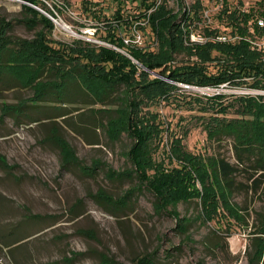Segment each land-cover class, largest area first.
Returning <instances> with one entry per match:
<instances>
[{"label": "rangeland", "instance_id": "374dc122", "mask_svg": "<svg viewBox=\"0 0 264 264\" xmlns=\"http://www.w3.org/2000/svg\"><path fill=\"white\" fill-rule=\"evenodd\" d=\"M188 1L194 8L200 2L195 33L209 36L206 32L217 28L233 36L220 0ZM227 1L232 8H264V0ZM118 5V0H0L7 76L0 79V264H263L258 254L264 248V182L251 188L249 174L241 170L235 186L227 189L209 159L225 157L236 164L235 143L250 135L264 139V106L259 105L264 85L253 84L251 77L220 85L165 77L178 88L160 103L141 108L146 118L161 123L153 165L142 183L128 156L133 138L127 132L112 138L107 132L108 117L119 114L120 86L113 93L120 97L108 99L112 104L91 103L95 99L80 83L72 85L66 102L56 99L54 90L51 99L33 101L39 86L61 76L67 65H77L71 58L56 57L41 67L42 50L32 51L26 42L45 32L55 45L78 46L87 40L114 47L112 35L134 32L128 20L117 26ZM165 5L177 8L176 0H165ZM122 7L124 17L138 12L133 2ZM42 14L53 20L52 28ZM139 30V46L156 48L150 26ZM254 39L259 42L261 34ZM131 45L119 49L131 52ZM185 61L199 62L211 73L222 66L196 54L189 58L182 53L175 62ZM217 93H224L218 103L206 102ZM152 111L155 117L147 113ZM226 128L230 132L218 134ZM174 138L175 149L180 144L185 153L171 154ZM72 157L80 163L66 165ZM98 161L94 172L79 165Z\"/></svg>", "mask_w": 264, "mask_h": 264}, {"label": "trees", "instance_id": "16d2710c", "mask_svg": "<svg viewBox=\"0 0 264 264\" xmlns=\"http://www.w3.org/2000/svg\"><path fill=\"white\" fill-rule=\"evenodd\" d=\"M33 1L37 2V0ZM126 2L135 3L138 12L124 17L122 5H126ZM118 4L114 12L117 26L121 25L119 21L124 22L125 20H128V23L130 22L129 25L133 23L138 28H144V25H149L158 41L157 47L145 48L144 46L133 44L131 45V52L126 53L119 49V47L126 46L124 40L118 36L113 37V35L110 41L118 48L103 44H93L87 40H81L84 43L78 46H67L63 42L55 45L43 32L40 39L35 38L31 43L26 42L32 51L42 50L41 67L50 63V60L54 61L56 57H60L61 59L71 58L72 63L75 62L77 67L72 68V65H67L68 68L65 67L67 71L63 72V70L61 76L58 77L56 75L50 82L39 86L40 89L33 97V101L51 99L48 95L52 94L50 92L54 90L55 94L53 93V95L56 99H63L66 102V97H70L71 95L72 85L80 83L95 99L91 103L112 104L113 101H109L108 99L110 97H114L115 99L120 97V94L117 96L113 94L117 87L120 86L121 90L124 91V96L123 98L121 97L120 103L117 106L119 107L117 108L119 114L118 116L108 117L107 132L112 138L119 137L122 132H127L133 138L128 156L136 164L135 175L137 176L138 183H142L147 179V168L153 165V153L158 143L157 136H159L157 134V124H161L157 122V118H153L152 121L146 118V112L141 113L142 106L147 103H151L152 105L160 103L178 88L175 83L173 84L164 79L165 77L197 85H220L231 81L243 83L245 78L251 77L253 84L257 86L264 85V83H260L264 81V45H254L251 41V38H254V34L260 35L263 33L264 27L258 23L257 18L260 15H264V8H261L258 12H256L258 8L252 7L248 9H242L241 7L232 8L228 6V1L224 0V5L220 12L227 13L228 24L231 26V34L233 36L239 34L242 37L240 39L232 38L225 41L210 39L204 43H187L185 34L192 27L194 18H200V2L194 4L196 7L192 13L174 11L166 7L165 3L155 11L148 13L147 8L152 4V0H118ZM261 5L263 4L261 3ZM31 9L38 12V9ZM42 15L47 22L46 24L52 28L54 26L53 20L47 15ZM142 19H148L147 23L143 25L141 22H138ZM28 20L30 22L36 21V19L33 20L30 17ZM250 21L251 24H249ZM251 27L254 30H251ZM206 33L216 35L220 33V30L217 28L209 29ZM251 34L253 35L249 37ZM2 43L5 44V42ZM2 45H0V79L2 77L5 79L7 77L4 75L6 72V62L3 60ZM34 47L36 48L35 50ZM214 51L217 53L215 54ZM182 53L188 55L189 58L193 54H196L202 61H218L222 66L218 73H211L208 68L199 65V62L189 63L185 61L183 63H176L178 55ZM73 57L75 61H73ZM145 68H149L151 71ZM152 71L158 72L164 78L153 75ZM223 94L210 95L207 97L206 102L216 100L218 103ZM241 96L245 99L253 97L251 95ZM194 98L197 100L203 99L201 96H194ZM86 102L89 101L87 100ZM259 105L261 109V106H264V102L259 101ZM100 111L109 110L100 109ZM147 113H152L154 117L156 115L154 111ZM119 116L122 117L121 122L117 119ZM125 119L126 121L123 122ZM226 131L230 132L226 128L224 132L219 131L218 134H226ZM176 139L171 140L169 151L171 150L172 155L178 150H183L180 144L179 149H175L177 147ZM62 142L64 143L65 140ZM67 145L70 146L68 141ZM234 146L237 163L234 164L225 157H213V159H209L213 163V169L217 171L219 178L227 186V189H232L235 186V174L237 175L241 170L249 174L248 178L251 180L250 187L255 190L259 189L264 182V139L258 140L252 138L250 135L248 139H240ZM184 150L183 153H185ZM70 151L71 149L68 150V152ZM70 154L72 155V152ZM192 160L194 163H197L199 158L195 156ZM74 162L80 163V161L72 157V159L67 160L66 165L68 164L69 166ZM79 165L83 168V171L87 168L94 172L96 167L101 165V162H95L93 165ZM140 165L143 166L140 167ZM132 172L134 170L130 173ZM124 174L125 171L119 172V175ZM150 181H153L152 183L156 182L153 176L150 178ZM102 194L96 193L95 196L99 197ZM127 197H120L119 199H121V202L126 203L128 201ZM209 198L211 197H206L205 199L208 201ZM116 202L119 201L117 200ZM258 256L259 261H263L264 264V248H259ZM152 257L153 255H151Z\"/></svg>", "mask_w": 264, "mask_h": 264}, {"label": "built area", "instance_id": "2783aa9c", "mask_svg": "<svg viewBox=\"0 0 264 264\" xmlns=\"http://www.w3.org/2000/svg\"><path fill=\"white\" fill-rule=\"evenodd\" d=\"M165 3V0H152V4L147 8V12L151 13L158 9L162 4ZM177 3V8L174 11H179V12H188L192 13L194 11L193 4H191L188 0H176ZM220 3L224 5V0H220ZM222 5V6H223ZM221 6V5H220ZM148 19H142L139 20L138 22H141L143 25L147 23ZM258 23L264 27V15H260L258 17ZM119 26V25H118ZM134 32L131 34L132 36H119L121 37L126 45H131V44H138L141 42L142 39V33L140 32L139 28L134 26ZM206 35H209L206 33ZM213 35V34H212ZM205 36L204 34H197L194 32L193 24L190 30L185 34L186 42L187 43H204L207 40L213 39V40H229L232 39L233 37L236 39H240L242 36L239 34H236V36H228L227 34H214L213 36ZM251 41L253 42L254 45L262 46L264 45V29L263 33L261 34V39L259 42H257L254 38H251ZM114 47L118 48L115 44ZM127 53V52H126ZM152 73H155L157 76H162L156 71H152ZM164 78V76H162ZM187 87H191L192 84H186Z\"/></svg>", "mask_w": 264, "mask_h": 264}]
</instances>
